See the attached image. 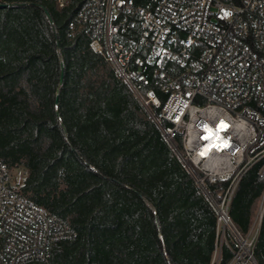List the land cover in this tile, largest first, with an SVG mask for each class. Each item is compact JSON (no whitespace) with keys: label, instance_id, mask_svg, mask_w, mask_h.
Segmentation results:
<instances>
[{"label":"trees","instance_id":"trees-1","mask_svg":"<svg viewBox=\"0 0 264 264\" xmlns=\"http://www.w3.org/2000/svg\"><path fill=\"white\" fill-rule=\"evenodd\" d=\"M78 8L0 0V160L23 166L20 191L76 229L54 246L53 264H214L216 210L86 28L68 35ZM176 142L182 148L181 135ZM263 162L230 201L241 234L264 190ZM230 184L207 181L217 199ZM255 255L264 264V217ZM232 257L222 244L218 264Z\"/></svg>","mask_w":264,"mask_h":264},{"label":"built area","instance_id":"built-area-1","mask_svg":"<svg viewBox=\"0 0 264 264\" xmlns=\"http://www.w3.org/2000/svg\"><path fill=\"white\" fill-rule=\"evenodd\" d=\"M72 1L55 0L59 8ZM78 2L68 35L86 28L91 48L140 100L219 219L222 211L231 220L240 177L264 159V0ZM228 179L215 198L207 181ZM263 217L264 190L247 234L232 229L228 264H259L255 243ZM76 236L68 219L27 198L0 160V264H53L54 246Z\"/></svg>","mask_w":264,"mask_h":264},{"label":"rangeland","instance_id":"rangeland-1","mask_svg":"<svg viewBox=\"0 0 264 264\" xmlns=\"http://www.w3.org/2000/svg\"><path fill=\"white\" fill-rule=\"evenodd\" d=\"M26 176H27V170L23 166L12 169V181L17 186H20L23 184ZM221 198H222L221 199V201H222L223 197H221ZM258 204H259V202H258ZM258 204H257V208H258ZM256 209H255V211H256ZM254 216H255V212H254ZM254 216H253V219H254ZM230 222H232V221L230 220ZM233 230L235 231L234 225H233ZM233 230L231 229V227H229L228 225L225 224V221L223 218L219 219V216H218V247L214 253V258H213L214 264L219 263L220 250H221L222 244L233 243V239H234Z\"/></svg>","mask_w":264,"mask_h":264},{"label":"bare ground","instance_id":"bare-ground-1","mask_svg":"<svg viewBox=\"0 0 264 264\" xmlns=\"http://www.w3.org/2000/svg\"><path fill=\"white\" fill-rule=\"evenodd\" d=\"M220 214H221V216H222L223 218H225V219H224V220H225V224L228 225L229 227H231V229H233V224H232V222H230V220L227 218V216L225 215V213L221 211Z\"/></svg>","mask_w":264,"mask_h":264},{"label":"water","instance_id":"water-1","mask_svg":"<svg viewBox=\"0 0 264 264\" xmlns=\"http://www.w3.org/2000/svg\"><path fill=\"white\" fill-rule=\"evenodd\" d=\"M62 80H63V74L61 75V82H62ZM187 168H188L189 170H191L188 166H187Z\"/></svg>","mask_w":264,"mask_h":264},{"label":"snow or ice","instance_id":"snow-or-ice-1","mask_svg":"<svg viewBox=\"0 0 264 264\" xmlns=\"http://www.w3.org/2000/svg\"><path fill=\"white\" fill-rule=\"evenodd\" d=\"M226 14H227V13H226ZM221 123H223V122H221ZM204 138H205V139H208L209 137L206 136V137H204ZM202 155H203V153H202Z\"/></svg>","mask_w":264,"mask_h":264},{"label":"crops","instance_id":"crops-1","mask_svg":"<svg viewBox=\"0 0 264 264\" xmlns=\"http://www.w3.org/2000/svg\"><path fill=\"white\" fill-rule=\"evenodd\" d=\"M259 202V201H258ZM256 211H257V209H256ZM256 211H255V213H256Z\"/></svg>","mask_w":264,"mask_h":264}]
</instances>
